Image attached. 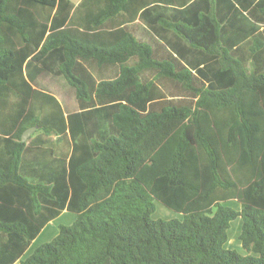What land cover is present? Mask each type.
<instances>
[{
	"label": "trees",
	"instance_id": "1",
	"mask_svg": "<svg viewBox=\"0 0 264 264\" xmlns=\"http://www.w3.org/2000/svg\"><path fill=\"white\" fill-rule=\"evenodd\" d=\"M157 3L178 8L170 50L128 26ZM235 3L264 23V0H0V264H264V41L253 25L224 42ZM43 73L77 111L36 86Z\"/></svg>",
	"mask_w": 264,
	"mask_h": 264
},
{
	"label": "crops",
	"instance_id": "2",
	"mask_svg": "<svg viewBox=\"0 0 264 264\" xmlns=\"http://www.w3.org/2000/svg\"><path fill=\"white\" fill-rule=\"evenodd\" d=\"M72 1L75 4V6H78L82 0H77V1L72 0ZM175 1H178V0H175ZM255 2H257V0H255ZM250 7H252V4ZM236 8L238 11H240L237 14H236V11L233 10L232 8L230 9L231 11H229V13H226L225 10H227V6L225 5L222 7L223 13L225 14L223 15L224 22L222 21L224 25L227 22L226 21L227 18L231 17L230 24L227 26V29L224 31L225 32L224 37H223L224 42H228L232 39H241V42H242L244 40H247L248 38H251V34L253 33L252 32L253 25L259 24V22L256 19H254L252 15L248 16L246 9L239 7V5H236ZM177 9L178 8L172 3H157L156 5H154L153 13L147 14L146 20L138 18L135 22L128 24V26L130 27L132 32H134L136 38L139 41L166 45V47L170 50L172 46L177 45L179 43V39L172 29H169V27L163 24H173L177 22L176 19L178 18V15H179L177 12ZM219 9L220 7L218 8L217 13H220ZM233 15H236V17L233 18ZM218 19H219V16H218ZM152 21H154V23H152ZM139 31L142 32V35H141L142 39H139L140 37H138L137 33ZM143 33L146 34L147 39L143 36ZM254 33L259 34L258 26ZM181 44H182L181 46H184L186 49L185 57L183 58L182 56H180V59L182 60V62L183 63L185 62L187 66L195 65L194 67L195 69L202 68L203 66L202 63L204 59L203 53H201L200 51L197 52L193 50L192 48H189L188 47L189 45L183 42H181ZM193 55H198L199 57L192 58ZM117 74H118V71H117ZM104 77L107 78L106 74L104 75ZM39 80H38V83H39ZM38 83L36 84L38 88L53 94L61 102V99L58 93L52 90L45 89L42 86H39ZM16 264H19V263H16Z\"/></svg>",
	"mask_w": 264,
	"mask_h": 264
},
{
	"label": "rangeland",
	"instance_id": "3",
	"mask_svg": "<svg viewBox=\"0 0 264 264\" xmlns=\"http://www.w3.org/2000/svg\"><path fill=\"white\" fill-rule=\"evenodd\" d=\"M75 1H77V0H75ZM236 5H238V4H236ZM248 16H250V15L248 14ZM257 26H258L259 34L261 35V37L264 41V23L260 22L259 24L255 25V27H257ZM137 34H138V37H140L139 39H142L141 38L142 32L139 31ZM143 36L147 39L145 33H143ZM223 45L224 44L222 42V46ZM227 53L232 55V51L229 49L227 50ZM198 57H199L198 55H193L192 58H198ZM250 67H252L251 63L249 64V68ZM117 71H118V68H112L111 70H109V72L106 73V77L108 79H113V78L117 77V75H118ZM262 73H264V72H262ZM38 85L42 86L45 89L52 90V91H55L56 93H58L66 113L74 112V111H77L79 109L78 105H77L76 98H75L74 89L68 85V83L65 81V79L63 77L57 76V75H54L51 73H43V75L40 77ZM167 92L177 93V89L169 85ZM53 140H55V138ZM154 207H155L154 215H156L157 217L171 218V217H178L179 216L177 213L168 209L166 206L159 203L158 201H154ZM76 218L77 217L75 214L70 213V212H66V213L62 214L59 218L54 220L51 224L46 226V228L41 232V234L31 243V245H30V247H29V249H28V251L24 257L31 255V253L40 245L51 242L58 235L59 228L61 225H71L75 222ZM240 223H241L240 219L236 220L233 223L232 228L230 230L229 245L232 248H235V249L242 251L240 244H239V241L237 239V237L239 235Z\"/></svg>",
	"mask_w": 264,
	"mask_h": 264
},
{
	"label": "water",
	"instance_id": "4",
	"mask_svg": "<svg viewBox=\"0 0 264 264\" xmlns=\"http://www.w3.org/2000/svg\"><path fill=\"white\" fill-rule=\"evenodd\" d=\"M35 130H36L35 127H32V128H30V129H27V130L23 133L21 140H22L23 142H26V141L30 138V136L35 132Z\"/></svg>",
	"mask_w": 264,
	"mask_h": 264
}]
</instances>
